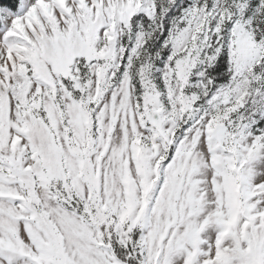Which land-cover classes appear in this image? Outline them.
I'll return each instance as SVG.
<instances>
[{
    "label": "snow or ice",
    "instance_id": "obj_1",
    "mask_svg": "<svg viewBox=\"0 0 264 264\" xmlns=\"http://www.w3.org/2000/svg\"><path fill=\"white\" fill-rule=\"evenodd\" d=\"M0 264H264V0H0Z\"/></svg>",
    "mask_w": 264,
    "mask_h": 264
}]
</instances>
